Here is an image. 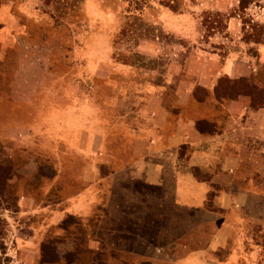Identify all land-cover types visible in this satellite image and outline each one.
Here are the masks:
<instances>
[{
    "label": "rangeland",
    "instance_id": "rangeland-1",
    "mask_svg": "<svg viewBox=\"0 0 264 264\" xmlns=\"http://www.w3.org/2000/svg\"><path fill=\"white\" fill-rule=\"evenodd\" d=\"M250 5L264 0H0V264H151L138 254L155 238L149 204L137 203L123 173L149 156L150 139L168 135L152 124L156 105L168 133L179 116L201 119L205 133L224 127V101L198 81L214 57H255L228 29L234 17L242 41H264ZM223 78L215 92L236 91ZM250 79L264 89V66ZM241 118L232 120L239 139ZM247 138L233 149L241 163L229 175L264 191V137ZM246 232L239 264L258 254L247 252L252 238L264 264V237L254 225Z\"/></svg>",
    "mask_w": 264,
    "mask_h": 264
},
{
    "label": "crops",
    "instance_id": "crops-1",
    "mask_svg": "<svg viewBox=\"0 0 264 264\" xmlns=\"http://www.w3.org/2000/svg\"><path fill=\"white\" fill-rule=\"evenodd\" d=\"M215 3L211 4L213 8L220 4L217 1ZM258 6L255 8L250 5L248 10L255 20L263 24L264 7ZM237 22L236 18H230L228 29L237 38L238 46L247 48L252 45L257 54L249 60L246 57L236 59L233 55L230 58L229 55L224 58L214 57L207 70L209 75H201L198 81L216 101H224L219 103L224 110V127L212 134L205 133L196 125L201 119L179 116L174 119V129L168 133L170 122L167 112L161 105H156L155 111L150 112L154 115L153 123L151 120L149 122L166 130L168 135L150 139L146 146L149 156L131 161L126 167L128 170L122 172L129 176L137 203L149 204L152 218L145 225L152 230L156 229L155 238L144 247V252L138 254L142 253L140 256L151 264H159L158 260L165 264H239L246 254H243L240 247L246 243V226H256L264 237V191L238 187L229 175L230 172L236 173L241 163L239 154H234L233 149L238 150L243 140L248 143L249 134H256L259 139L264 137V121L260 119L257 122L264 108H251L248 105L250 97L243 93L231 97L215 92L219 78L227 76L230 79H250L257 74L260 66H264V41L252 44L242 41ZM188 97L186 94L179 103L186 105ZM236 116L242 117L240 121H247V116L256 122L249 123V120L238 124L243 134H246L241 136L243 140L234 137L233 130L238 128L233 129L232 120ZM184 145L192 148L186 157L178 153ZM195 169L207 173L208 177H199L194 173ZM115 174H121V171ZM133 180L137 182L134 185ZM139 182L145 187L144 190L137 187ZM216 184H219V189L213 188L212 185ZM116 200L118 207L126 203L120 196ZM137 224L135 222L133 226ZM250 246L247 252L256 249L258 254H251V262L245 264H259L258 256L263 245L258 239L252 238Z\"/></svg>",
    "mask_w": 264,
    "mask_h": 264
},
{
    "label": "trees",
    "instance_id": "trees-1",
    "mask_svg": "<svg viewBox=\"0 0 264 264\" xmlns=\"http://www.w3.org/2000/svg\"><path fill=\"white\" fill-rule=\"evenodd\" d=\"M221 80H224V84L227 85V83H229L228 86H231L232 88H236V91H233V90L230 91V90H228L227 92H225V94H222L223 96L235 97L239 93H243L245 95H248L250 97V100H251V102H250L251 103V108H257V107H254V106H256L259 103H260L259 105H261L263 103V99H264V89H262V88H260L258 86H254V85L250 84L249 83V80L247 78L230 79V78H227L226 76H224V78L223 79H220V81ZM239 84H241V87L238 90L237 86ZM256 97L259 98V100H260L257 103L255 102V98ZM196 125H197V127H198V129L200 131H203L201 129V127L199 126L200 125V122L196 123ZM194 172H195L196 175L198 174V170L197 169H195Z\"/></svg>",
    "mask_w": 264,
    "mask_h": 264
}]
</instances>
